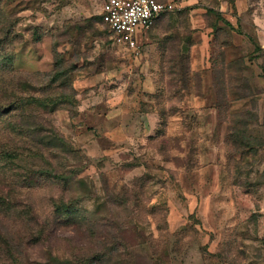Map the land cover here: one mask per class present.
Segmentation results:
<instances>
[{"label": "rangeland", "instance_id": "rangeland-1", "mask_svg": "<svg viewBox=\"0 0 264 264\" xmlns=\"http://www.w3.org/2000/svg\"><path fill=\"white\" fill-rule=\"evenodd\" d=\"M0 0V264H264V0Z\"/></svg>", "mask_w": 264, "mask_h": 264}, {"label": "built area", "instance_id": "built-area-1", "mask_svg": "<svg viewBox=\"0 0 264 264\" xmlns=\"http://www.w3.org/2000/svg\"><path fill=\"white\" fill-rule=\"evenodd\" d=\"M173 10L171 2L158 0H107L101 17L117 43L135 47L162 16Z\"/></svg>", "mask_w": 264, "mask_h": 264}, {"label": "trees", "instance_id": "trees-1", "mask_svg": "<svg viewBox=\"0 0 264 264\" xmlns=\"http://www.w3.org/2000/svg\"><path fill=\"white\" fill-rule=\"evenodd\" d=\"M102 18V17H101ZM103 22V21H102Z\"/></svg>", "mask_w": 264, "mask_h": 264}]
</instances>
